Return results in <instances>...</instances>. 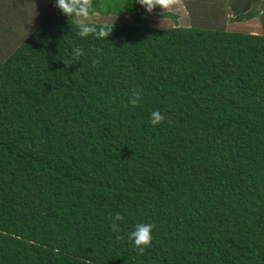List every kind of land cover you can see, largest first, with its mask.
I'll return each instance as SVG.
<instances>
[{"label":"trees","instance_id":"obj_1","mask_svg":"<svg viewBox=\"0 0 264 264\" xmlns=\"http://www.w3.org/2000/svg\"><path fill=\"white\" fill-rule=\"evenodd\" d=\"M50 1L0 61V264H264V34L92 0L133 20L82 39ZM229 4L231 23L264 14ZM141 222L142 254L128 240Z\"/></svg>","mask_w":264,"mask_h":264},{"label":"rangeland","instance_id":"obj_2","mask_svg":"<svg viewBox=\"0 0 264 264\" xmlns=\"http://www.w3.org/2000/svg\"><path fill=\"white\" fill-rule=\"evenodd\" d=\"M148 15L142 20L168 27H197L206 29H225L228 31L264 34V14L262 19L257 16L250 21L231 23L234 16L230 9V0H156ZM53 2L43 3L42 0H1L0 1V61L14 50L19 39L25 38L37 26L50 10ZM171 12L178 15L175 20L158 17L159 14ZM263 12V11H261ZM133 20V15L93 13L90 22L106 25H126ZM17 34V35H16ZM17 36V39L12 38ZM20 41V40H19Z\"/></svg>","mask_w":264,"mask_h":264},{"label":"clouds","instance_id":"obj_3","mask_svg":"<svg viewBox=\"0 0 264 264\" xmlns=\"http://www.w3.org/2000/svg\"><path fill=\"white\" fill-rule=\"evenodd\" d=\"M146 11L150 12L155 5H158L156 0H136ZM54 5L67 18H75L77 24V35L80 38H87L90 35L97 39H104L110 35L112 28L109 25L97 26L90 22L93 15L92 0H54ZM73 58H78L83 55V49L76 47L73 49ZM140 93L133 92L129 98V103L136 105L140 102ZM165 116L157 109L150 113V123L159 125ZM123 217L116 214L111 228L114 232H118ZM153 225L151 223H137L134 228L128 233V240L132 244L134 250L138 253H143L145 248L150 246L153 236Z\"/></svg>","mask_w":264,"mask_h":264}]
</instances>
